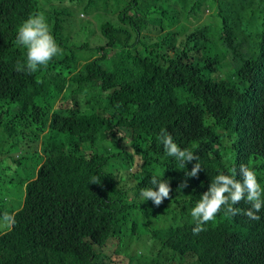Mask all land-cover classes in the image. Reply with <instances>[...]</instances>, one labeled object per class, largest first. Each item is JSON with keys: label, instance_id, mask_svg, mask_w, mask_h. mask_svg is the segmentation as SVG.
I'll return each instance as SVG.
<instances>
[{"label": "trees", "instance_id": "1", "mask_svg": "<svg viewBox=\"0 0 264 264\" xmlns=\"http://www.w3.org/2000/svg\"><path fill=\"white\" fill-rule=\"evenodd\" d=\"M39 1L0 0V98L9 101L0 127L25 108L61 111L58 137L0 161V203L16 198L0 204V219L7 212L16 221L0 227V264H111L106 243L124 254L136 231L137 248L183 264H264V208L259 220L222 208L198 235L185 224L220 172L245 164L264 186V0H115L109 22L118 33L97 46L105 65L56 66L54 57L27 74L16 70L27 50L15 30ZM46 21L59 44L61 23L55 14ZM79 28L69 25L66 36ZM162 129L198 161L179 167L160 143ZM0 145L11 147L3 134ZM30 160L27 172L3 176ZM196 162L201 171L187 177ZM153 176L172 190L159 206L141 196Z\"/></svg>", "mask_w": 264, "mask_h": 264}, {"label": "clouds", "instance_id": "2", "mask_svg": "<svg viewBox=\"0 0 264 264\" xmlns=\"http://www.w3.org/2000/svg\"><path fill=\"white\" fill-rule=\"evenodd\" d=\"M111 2V0H47L48 7L43 9L41 2L37 5L30 6L31 11L38 13H30L27 15L19 27H16V43L26 48V59L23 64L19 61L16 64L17 71H25L32 74L40 70L54 60V65L59 66L63 61L67 60L76 69L87 66L94 62L104 64V60L98 50L99 43L108 45L117 35L118 31L113 26V16L111 22L109 20H100L98 13L100 4ZM26 11V10H25ZM51 14H55L57 23H61L60 40L57 43L55 36L51 34L46 18ZM91 16L92 20L84 19L83 16ZM77 24L79 33L75 36L67 37L66 32L69 25ZM1 46V44H0ZM0 105L3 109H7L9 101L0 98ZM61 116V111L49 110L42 111L35 107H29L21 110L19 117L10 118L8 120L7 130L0 127L1 134L10 135L15 125H23L28 127L34 124L36 131L34 132L36 140V148L42 143H52L58 137V125L56 118ZM228 124L223 127L224 136L227 131ZM42 134V136H40ZM160 143L163 145L164 151L170 157H174L179 167H186V163L198 161V156L191 150L182 149L175 141L173 136L166 130H161L159 136ZM232 155V154H231ZM231 156L225 157L223 163L229 164ZM225 166V167H226ZM225 167L220 168L223 169ZM201 165L196 162L191 171H187V177H196L201 171ZM231 174H225L226 171L220 172L214 179L207 191H205L199 200H195L191 208L187 209L186 226H192L193 234L198 235L204 230V226L214 221L216 216L224 209L225 216H236L243 214L251 220H259L257 215L264 208V186L257 179V173L245 164L233 166L230 170ZM239 175L240 179L237 178ZM99 177H94L92 183L99 184ZM152 187L141 189V196L146 200H151L155 206H159L165 199H170L171 187L166 179H159L153 176L150 180ZM180 188L187 187V181L181 183ZM124 193H116L117 199L122 197ZM243 201L250 205L247 209L234 207L238 202ZM15 215L5 212L0 219V227L7 230L15 225ZM165 251V250H164ZM163 251V254H164ZM118 255L120 254L117 253ZM127 254L132 262L141 264L135 256L134 251L128 250ZM148 254V253H147ZM160 253L148 254L149 257ZM111 264H114L110 261Z\"/></svg>", "mask_w": 264, "mask_h": 264}, {"label": "rangeland", "instance_id": "3", "mask_svg": "<svg viewBox=\"0 0 264 264\" xmlns=\"http://www.w3.org/2000/svg\"><path fill=\"white\" fill-rule=\"evenodd\" d=\"M121 3H124L126 0H120ZM41 2V7L43 9H47L48 7V3L47 0H40ZM114 4H115V0H111V2H109L108 7L104 8L102 6V4H100V10L98 13V18L99 21L100 20H111V17L114 14ZM251 8V5H250ZM208 11H206L207 13ZM84 19H89L93 21V18L91 16H83ZM203 18H201L199 21H201ZM221 73V72H220ZM222 75V74H221ZM83 87V86H82ZM1 130V129H0ZM36 131V126L34 124L29 125L28 127H25L23 125H15L13 127V130L11 131L10 135H7L6 133L4 134V138L7 142L8 145H10V148H4L2 145H0V161H7L10 160L12 158H15L18 154H20L23 150H33V151H38L41 152L40 148H36V144L38 142V140H36L35 134L34 132ZM1 134V133H0ZM42 136V134L40 135ZM30 161L27 162H15L14 166H8L3 172V176L6 175L7 173L10 174L12 172H17L20 170H23L25 172H27V170L32 166V164L30 163ZM23 164L24 166H26L27 168L24 170L22 168L20 169H16L15 167L17 165H21ZM3 165L0 163V169L2 170ZM2 176V177H3ZM3 194H1L0 192V201H1V197ZM14 199L16 198H4L2 200V202L0 204H2L4 202V200H8V201H14ZM145 225L142 223L141 227H140V231H142L143 229H145ZM137 232V231H136ZM136 232L134 234H132L130 237L127 238L126 240V245L128 243H133L131 248H127V250H131V249H135L134 254L139 253V258L138 260L141 262V264H183L184 261H182L181 257L179 256V258L175 255L174 257H169V259L166 258V254H162V255H154L153 257H149L148 254H152V253H148V250L143 247H136ZM115 240H109L106 245L103 247V250L109 255L110 261L114 264H136L135 262H132V260L130 259V257L127 254H120L118 255L117 253H115ZM155 251H158V249H153V253H155Z\"/></svg>", "mask_w": 264, "mask_h": 264}]
</instances>
